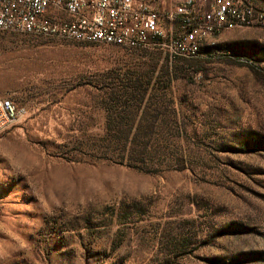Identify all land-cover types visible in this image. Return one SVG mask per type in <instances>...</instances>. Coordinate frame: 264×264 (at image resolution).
<instances>
[{
	"label": "rangeland",
	"instance_id": "1",
	"mask_svg": "<svg viewBox=\"0 0 264 264\" xmlns=\"http://www.w3.org/2000/svg\"><path fill=\"white\" fill-rule=\"evenodd\" d=\"M232 1L248 25L178 62L0 32V99L25 111L0 133V264H264V0ZM152 71V92L172 101L152 133L166 168L93 160V96Z\"/></svg>",
	"mask_w": 264,
	"mask_h": 264
},
{
	"label": "built area",
	"instance_id": "2",
	"mask_svg": "<svg viewBox=\"0 0 264 264\" xmlns=\"http://www.w3.org/2000/svg\"><path fill=\"white\" fill-rule=\"evenodd\" d=\"M218 1L186 0L183 8L166 9L159 0H0V32L159 50L190 59L193 47L186 43L187 32H214L251 19L250 10L233 1L229 13H220ZM200 7L206 10L200 12ZM165 24L176 27L167 39ZM24 113L11 100L0 99V133Z\"/></svg>",
	"mask_w": 264,
	"mask_h": 264
},
{
	"label": "trees",
	"instance_id": "3",
	"mask_svg": "<svg viewBox=\"0 0 264 264\" xmlns=\"http://www.w3.org/2000/svg\"><path fill=\"white\" fill-rule=\"evenodd\" d=\"M183 59L172 57L176 62ZM164 71L162 75H166V83H170L169 74ZM153 76V71L135 76L125 74L109 83L106 90L93 96L104 112L100 134L93 139V160L147 175L166 168V163L160 159L163 151L155 143L152 133L157 130V125H154L157 110L166 109L172 101L166 92H152L155 83Z\"/></svg>",
	"mask_w": 264,
	"mask_h": 264
},
{
	"label": "bare ground",
	"instance_id": "4",
	"mask_svg": "<svg viewBox=\"0 0 264 264\" xmlns=\"http://www.w3.org/2000/svg\"><path fill=\"white\" fill-rule=\"evenodd\" d=\"M184 3H186V0H179L175 8H183ZM231 6H232V2L227 3V0L218 1V9L220 10V13H229L231 11ZM248 23H249V20H242L241 22H236L234 25H248ZM231 26L232 25L223 26L218 31H214V32L203 31V32H199L198 34H196V32H187L186 33V43L189 44L190 47H193V57L198 55L199 48L206 38H208L209 36L215 33H218L225 27H231Z\"/></svg>",
	"mask_w": 264,
	"mask_h": 264
}]
</instances>
